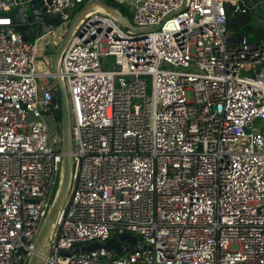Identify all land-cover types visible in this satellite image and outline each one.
Instances as JSON below:
<instances>
[{"label": "built area", "instance_id": "obj_1", "mask_svg": "<svg viewBox=\"0 0 264 264\" xmlns=\"http://www.w3.org/2000/svg\"><path fill=\"white\" fill-rule=\"evenodd\" d=\"M32 1L0 0V264L34 253L61 168L43 39L87 0H42L60 24L24 41L10 13ZM184 3L134 0L137 34L90 12L63 52L73 175L42 264H264V42L228 27L244 1ZM121 234L143 248L70 253Z\"/></svg>", "mask_w": 264, "mask_h": 264}, {"label": "water", "instance_id": "obj_2", "mask_svg": "<svg viewBox=\"0 0 264 264\" xmlns=\"http://www.w3.org/2000/svg\"><path fill=\"white\" fill-rule=\"evenodd\" d=\"M187 0H185L184 7ZM46 4H50V0H46ZM110 2L105 0H87L86 3L74 14L71 21L69 22L65 33L62 35L58 46L54 50L51 63L50 71L55 75L54 82L59 90V102H60V113H61V148L63 157L61 161V168L59 177L56 183L57 194L50 200L46 215L42 220L36 239L34 243V253L29 257L25 264H42L43 260L41 256L47 252L48 244L54 231L58 216L64 203L66 202L72 183V167L73 160L71 157L72 152V137H71V126L69 117V103L68 96L61 78L58 76L60 60L63 52L67 48L70 40L72 39L75 31L77 30L83 17L90 12L99 11L107 14L114 20H116L122 27L126 28L128 32L137 34L143 33L153 28H135L121 13L115 8L109 5ZM29 10L24 15L21 8L18 6L10 13V18L15 29L18 30L23 36L24 41L28 39L33 40L36 36L42 37L46 35L47 31H54L59 26L60 22L56 18H49L45 14L46 8L42 0H34L29 4ZM242 7V6H241ZM182 9V10H183ZM55 194V193H54ZM52 230V232H51ZM50 234L48 243H45L47 235ZM45 243V244H44ZM126 245V247H124ZM143 247L140 245L139 240L128 234H121L117 237L111 238L104 244L100 245L92 243L79 249L74 248L70 253H89L96 250L104 249L109 252L111 256H116L124 252H136L141 250ZM70 253H64L68 256Z\"/></svg>", "mask_w": 264, "mask_h": 264}, {"label": "rangeland", "instance_id": "obj_3", "mask_svg": "<svg viewBox=\"0 0 264 264\" xmlns=\"http://www.w3.org/2000/svg\"><path fill=\"white\" fill-rule=\"evenodd\" d=\"M106 1V0H105ZM126 4L128 3L127 1H125V0H123ZM242 1V0H241ZM254 0H244V2H246L247 4H250L251 5V8H252V10H253V8H254V6L252 5ZM108 2H110L111 3V0H109ZM86 3V2H85ZM84 3V4H85ZM122 5H124V3H122ZM118 9L120 10V7H118ZM256 9H258V8H256ZM255 9V10H256ZM125 17H127V19H130L131 18V15H130V13L128 12V13H124L123 14ZM233 18V17H232ZM60 31L59 32H57V33H54V34H52V35H49V36H47V37H45L44 39H43V43H42V46H44V44L45 43H47V46L44 48V53L47 55V56H53V53H54V48L56 49V47L58 46V44L57 45H55L54 46V48H51V44H48L49 42H51L52 40H57V38H59V36H60ZM147 92L149 93V89L147 90ZM44 121H45V123H46V125H47V130H48V139H49V141H51L58 133H61V121H59V120H57L56 119V117H55V115L54 114H46V115H44ZM50 149H54V150H57V149H61V144H59V145H53V144H50ZM57 191H58V189L56 190V188L55 189H53V191H52V195H51V199L53 198V197H55L56 196V194H57ZM55 193V194H54ZM55 195V196H54ZM51 232H52V230H51ZM51 232H49V234L47 235V238H46V240H45V243H48V241H49V238H50V234H51ZM44 243V244H45ZM230 249L231 250H236L237 249V246H231L230 247Z\"/></svg>", "mask_w": 264, "mask_h": 264}, {"label": "trees", "instance_id": "obj_4", "mask_svg": "<svg viewBox=\"0 0 264 264\" xmlns=\"http://www.w3.org/2000/svg\"><path fill=\"white\" fill-rule=\"evenodd\" d=\"M109 5L113 8L119 7L118 3H115L114 1L112 4ZM228 27L232 29L237 36H246L248 38L249 43H256L258 41L264 42V28L257 27L254 24V17L252 11H248L245 14L236 18L229 19ZM55 117L57 120L61 121L60 111L56 113Z\"/></svg>", "mask_w": 264, "mask_h": 264}, {"label": "crops", "instance_id": "obj_5", "mask_svg": "<svg viewBox=\"0 0 264 264\" xmlns=\"http://www.w3.org/2000/svg\"><path fill=\"white\" fill-rule=\"evenodd\" d=\"M106 1H109V0H106ZM125 1H127L128 3L126 4L123 0H122V3H124V5H122V3L120 4V3H118V6L120 7V10L118 9V8H115L119 13H121L122 15L124 14V13H130V9H131V7H132V3H133V1L134 0H125ZM242 1H244V0H242ZM256 1H257V3L259 2V1H261V0H254L252 3V5H254L255 3H256ZM113 3V0H111V3L110 4H112ZM117 3V2H116ZM246 3V2H245ZM247 4V3H246ZM249 6H251L250 4H249ZM252 9V8H251ZM256 8L254 7L253 8V10H251L252 12H253V17H254V24L257 26V27H260V28H264V16H263V14H262V12L260 11V9H256ZM124 16V15H123ZM125 17V16H124Z\"/></svg>", "mask_w": 264, "mask_h": 264}]
</instances>
